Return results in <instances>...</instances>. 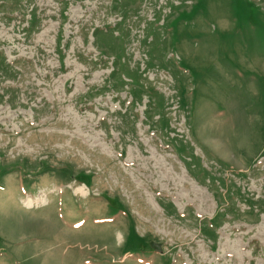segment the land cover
Listing matches in <instances>:
<instances>
[{
  "label": "rangeland",
  "instance_id": "374dc122",
  "mask_svg": "<svg viewBox=\"0 0 264 264\" xmlns=\"http://www.w3.org/2000/svg\"><path fill=\"white\" fill-rule=\"evenodd\" d=\"M0 264H264V0H0Z\"/></svg>",
  "mask_w": 264,
  "mask_h": 264
}]
</instances>
